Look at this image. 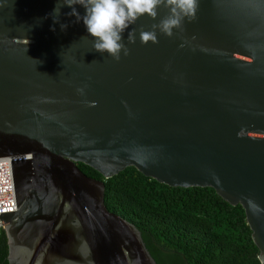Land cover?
<instances>
[{"label": "water", "instance_id": "obj_1", "mask_svg": "<svg viewBox=\"0 0 264 264\" xmlns=\"http://www.w3.org/2000/svg\"><path fill=\"white\" fill-rule=\"evenodd\" d=\"M198 5L155 44L139 33L168 9L140 17L115 61L69 7L67 29L53 23L56 0H0V157L29 156L11 162L17 210L0 213L8 264H156L77 163L212 188L243 208L264 264V0Z\"/></svg>", "mask_w": 264, "mask_h": 264}, {"label": "trees", "instance_id": "obj_2", "mask_svg": "<svg viewBox=\"0 0 264 264\" xmlns=\"http://www.w3.org/2000/svg\"><path fill=\"white\" fill-rule=\"evenodd\" d=\"M88 177L104 180L109 212L132 223L156 264H261L243 208L212 188L170 187L128 167L110 179L82 163ZM7 242L0 232V264Z\"/></svg>", "mask_w": 264, "mask_h": 264}, {"label": "clouds", "instance_id": "obj_3", "mask_svg": "<svg viewBox=\"0 0 264 264\" xmlns=\"http://www.w3.org/2000/svg\"><path fill=\"white\" fill-rule=\"evenodd\" d=\"M84 8V14L75 7ZM69 7L66 16L75 17L72 23L82 21L88 34L93 38L92 49L101 54L107 53L113 60L119 61L121 52L128 55L129 49L123 43V33L140 17L148 16L153 20L161 7L168 9V14L153 24L151 30H141V43H158L157 30L165 36L172 37L173 29H181L187 20H194L198 9V0H56V6L51 13L53 23H60L61 8ZM68 23H60L61 30H66ZM128 43L135 42V35L128 32ZM82 92L83 89H78ZM254 212H260L257 205L250 202Z\"/></svg>", "mask_w": 264, "mask_h": 264}, {"label": "built area", "instance_id": "obj_4", "mask_svg": "<svg viewBox=\"0 0 264 264\" xmlns=\"http://www.w3.org/2000/svg\"><path fill=\"white\" fill-rule=\"evenodd\" d=\"M29 157L28 155H14L0 157V213L15 212L17 210L11 162ZM3 226L0 223V232Z\"/></svg>", "mask_w": 264, "mask_h": 264}, {"label": "flooded vegetation", "instance_id": "obj_5", "mask_svg": "<svg viewBox=\"0 0 264 264\" xmlns=\"http://www.w3.org/2000/svg\"><path fill=\"white\" fill-rule=\"evenodd\" d=\"M6 260H7V254H6ZM6 263H7V261H6Z\"/></svg>", "mask_w": 264, "mask_h": 264}]
</instances>
